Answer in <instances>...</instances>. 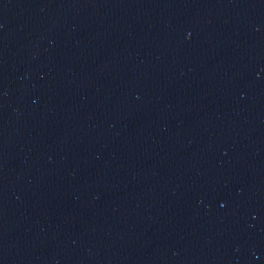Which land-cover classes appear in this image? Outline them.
I'll list each match as a JSON object with an SVG mask.
<instances>
[{
	"label": "water",
	"instance_id": "water-1",
	"mask_svg": "<svg viewBox=\"0 0 264 264\" xmlns=\"http://www.w3.org/2000/svg\"><path fill=\"white\" fill-rule=\"evenodd\" d=\"M0 264H264V0H0Z\"/></svg>",
	"mask_w": 264,
	"mask_h": 264
}]
</instances>
